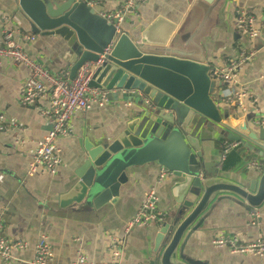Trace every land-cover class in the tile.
Returning a JSON list of instances; mask_svg holds the SVG:
<instances>
[{
    "label": "crops",
    "instance_id": "0c3cea01",
    "mask_svg": "<svg viewBox=\"0 0 264 264\" xmlns=\"http://www.w3.org/2000/svg\"><path fill=\"white\" fill-rule=\"evenodd\" d=\"M96 1L99 4L97 7L104 12H113L125 0ZM209 1L211 3L213 0ZM202 4L201 0H148L139 8L140 19H127L121 29L131 38L138 41L144 39L150 44L167 37L170 40L188 38L202 18ZM240 12L251 16L255 25L263 29L264 0H225L215 9L205 36L193 47L186 45L183 48L197 57H204L211 66V73L224 65L238 63L242 54H255L238 70V89L249 95L248 113L243 116L234 106V100L225 95V87L220 91L222 102L219 99L216 102L235 118L248 117L249 127L257 136L259 144L264 146V142L260 141L261 133L264 135V30L255 40L241 35L235 28V18ZM12 18L17 19L18 26ZM23 20L13 0H0V38L2 28L6 25L16 27L19 35H31L30 28L23 25ZM34 37L35 42L23 45L28 56L41 63L51 75L70 76L73 54L67 44L52 38ZM29 77V71L13 60L0 61V113L4 124L17 129L9 135H0V217L4 226L0 236L13 243H27L29 247V250L15 251L10 264H29L34 256L30 249L42 235L48 237L52 247L54 259L51 264H73L81 255L89 264H109L108 234L117 238L125 236L124 264H147L153 257L155 238L172 214L176 197L180 194L178 185L182 180L173 173L158 187L159 211L163 214V220L150 229L135 227L125 235L127 223L133 219L145 194L157 181L159 172L165 170L158 165L126 172L127 183L121 186L119 201L111 209L96 210L88 204L74 205L66 210L59 207L60 197L76 184L82 171L84 143L96 144L101 140L112 139L119 127L126 124V109H138L137 101L123 104L110 99V104L103 109L93 110L87 115L75 114L71 121V136L59 141L63 164L58 174L52 177L41 172L28 177L27 167L35 145L22 147L16 141L24 138L39 141L51 129L49 98L29 107L20 104V90ZM21 130L26 131L25 137L19 133ZM224 139L216 135L209 136V142L201 147L204 163H213L211 170L219 171L221 179L231 185L243 186L256 180L257 171L248 169L247 164L262 162L264 153L253 145L230 144L226 137ZM228 147L235 149L223 161L224 151ZM247 207L234 196L217 197L202 216L204 222L190 238L185 254L196 264H264V258L239 257L232 255L228 248L217 249L212 245L213 239L222 234L236 237L244 244L257 239L264 240V220L259 226L253 225L250 219L252 213ZM0 264L3 263L0 261Z\"/></svg>",
    "mask_w": 264,
    "mask_h": 264
},
{
    "label": "water",
    "instance_id": "95a60500",
    "mask_svg": "<svg viewBox=\"0 0 264 264\" xmlns=\"http://www.w3.org/2000/svg\"><path fill=\"white\" fill-rule=\"evenodd\" d=\"M201 1L202 18L188 38L167 37L150 44L117 31L99 15L104 13L100 7L92 9L73 0H13L32 36L67 44L73 54L71 80L85 65L103 57L90 88L123 104L138 105L126 109V124L112 139L84 143L82 171L60 197V209L84 204L111 209L127 183L126 172L135 168L158 165L182 180L176 205L155 238L147 264H196L185 254L186 246L220 195L234 196L250 213L264 215V168L256 180L236 186L212 171L213 163H204L201 147L210 135L226 137L230 144L253 145L263 153L264 146L249 127L248 117L235 118L216 102H222L220 91L227 84L212 78L204 57L183 48L205 36L215 9L225 0ZM260 141L264 142L262 133Z\"/></svg>",
    "mask_w": 264,
    "mask_h": 264
},
{
    "label": "built area",
    "instance_id": "2783aa9c",
    "mask_svg": "<svg viewBox=\"0 0 264 264\" xmlns=\"http://www.w3.org/2000/svg\"><path fill=\"white\" fill-rule=\"evenodd\" d=\"M75 4H84L92 9L99 4L96 0H73ZM148 0H125L120 7L113 12H104L99 15L104 18L108 24L121 31L122 25L129 18L136 20L140 19L139 8L147 3ZM14 24L18 26L16 18H12ZM236 30L249 40H255L263 34V29L255 25V20L240 12L235 18ZM16 27L4 26L1 31L0 38V61L2 59H11L15 64L26 68L30 77L20 90V104L24 107L33 106L38 101L50 99V125L51 129L47 136L39 141L30 139H22L16 141L17 145L22 147L26 145H35V151L30 156L27 167V176L33 177L38 173L44 172L55 177L58 174L60 167L63 164V151L59 147V141L67 139L72 134V117L75 114L87 115L93 110H100L110 104L109 94L99 92L90 88L92 77L97 68L103 64L102 59L96 64H87L79 70L76 77L71 80L68 74L51 75L44 66L33 61L26 52L25 43L31 44L36 41V38L31 35H19L16 33ZM18 37L19 39H16ZM109 49L106 51L108 52ZM254 53L248 55L242 54L241 60L238 63H230L222 67L214 69L211 73L213 79H217L223 84H227L225 95L229 99L234 100L240 112L245 116L248 113L247 101L249 95L238 89L239 76L238 70L249 60L253 59ZM257 102L256 100H252ZM3 116L0 113V135L11 134L17 129L12 125L3 123ZM20 134L26 136V131L21 130ZM239 145V144H235ZM235 147H228L224 151L223 161L225 156L234 150ZM247 168L255 170L257 173H262L264 165L262 162L252 161L247 164ZM171 173L167 170L159 172L157 181L149 188L143 198L139 209L133 219L127 223L125 235H128L135 227L150 229L156 223L163 220V214L159 211V192L158 187L167 181ZM251 223L259 226L264 220V215L254 212L251 215ZM3 220L0 217V233L3 232ZM107 238L110 241V263L109 264H124L123 249L125 236L117 238L114 235L108 234ZM212 245L217 249L228 248L230 253L239 257L248 258H264V240L257 239L253 243H242L238 238L222 234L213 239ZM29 250L28 244L24 242L13 243L4 236H0V261L3 264H10L14 259L15 251ZM34 254L29 264H51L54 256L52 247L48 237L42 235L36 245L30 249ZM73 264H89L83 256H80L78 261Z\"/></svg>",
    "mask_w": 264,
    "mask_h": 264
},
{
    "label": "rangeland",
    "instance_id": "374dc122",
    "mask_svg": "<svg viewBox=\"0 0 264 264\" xmlns=\"http://www.w3.org/2000/svg\"><path fill=\"white\" fill-rule=\"evenodd\" d=\"M82 256V255H81ZM84 257V256H83ZM85 258V257H84Z\"/></svg>",
    "mask_w": 264,
    "mask_h": 264
}]
</instances>
